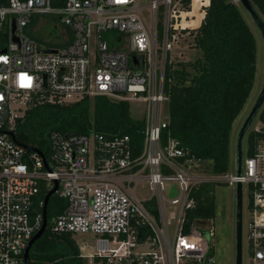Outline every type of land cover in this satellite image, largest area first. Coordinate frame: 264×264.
Wrapping results in <instances>:
<instances>
[{
    "label": "built area",
    "instance_id": "built-area-1",
    "mask_svg": "<svg viewBox=\"0 0 264 264\" xmlns=\"http://www.w3.org/2000/svg\"><path fill=\"white\" fill-rule=\"evenodd\" d=\"M189 7L183 0H9L0 6V264H25V249L44 221L41 192L55 181L53 194L66 206L53 228L97 235L90 264L214 262L213 221L186 226L192 190L204 181H240L249 195L244 240L250 264H264V142L253 155L245 153L241 176L192 171L193 159L181 161L187 151L176 139L168 134L162 142L170 124L166 64L177 58L175 48L189 32L184 30L197 28L190 26L192 0ZM40 14L55 15L72 31L54 53L40 52L26 32ZM86 96L146 105L139 156L127 135L53 130L45 151L16 138L29 107ZM143 182L150 193L141 198L136 190ZM169 185L177 190L172 197L165 193ZM166 202L177 205L173 232Z\"/></svg>",
    "mask_w": 264,
    "mask_h": 264
},
{
    "label": "trees",
    "instance_id": "trees-1",
    "mask_svg": "<svg viewBox=\"0 0 264 264\" xmlns=\"http://www.w3.org/2000/svg\"><path fill=\"white\" fill-rule=\"evenodd\" d=\"M252 1L264 18V0ZM8 3L9 0H0V6ZM190 3L191 0H183L186 8H190ZM239 4L233 0H192L190 26L197 28L184 32L189 31L197 54L187 61L176 58L166 64L164 86L170 97V124L162 131V142L170 134L187 151L181 161L193 159V164H199L196 171L209 175L229 170L231 132L256 77L257 38ZM35 17L34 22L38 20ZM32 21L26 32L37 44L45 42V48L62 46L72 38L67 27L65 41L47 43L29 28ZM55 36L58 37V32ZM38 47L44 49L40 44ZM258 119L262 126L252 129L246 137L247 156L253 155L264 142V105ZM144 129L145 119L132 116L129 101L86 96L63 104H34L19 118L15 135L29 148L42 151L48 148V137L53 130L82 134L93 131L108 138L127 135L133 156L137 157L143 151ZM215 183L204 181L192 190L195 204L187 211V228L194 221L214 222ZM45 194L47 191L43 190L40 196ZM65 206V199L51 195L47 205L48 226L30 249V264H88L74 234L53 228L55 218Z\"/></svg>",
    "mask_w": 264,
    "mask_h": 264
},
{
    "label": "rangeland",
    "instance_id": "rangeland-1",
    "mask_svg": "<svg viewBox=\"0 0 264 264\" xmlns=\"http://www.w3.org/2000/svg\"><path fill=\"white\" fill-rule=\"evenodd\" d=\"M149 1V0H148ZM234 2L240 3L238 0H233ZM241 7V10L249 23L252 31L254 32L256 38H257V71H256V77L254 80V85L251 89L250 96L247 100V103L242 110V112L239 114V116L236 118L234 122V126L231 132V144H230V167L229 172H236L235 171V139L236 134L238 132L239 127L241 126L244 118L246 117L250 107L252 106L253 102L257 98L261 86H262V57H263V46H262V38L261 35L254 25L253 21L248 16L247 12L244 10L241 4H239ZM36 18V17H35ZM38 20H36L33 24L29 26V28L37 35V37L43 40H46V42H55L57 44L58 39H55V34L61 30L62 25L59 23L55 15H49V14H40L38 17ZM161 22H163V17L159 14L157 16V24L158 29L159 24L161 27ZM57 26V27H55ZM58 28V29H57ZM108 36H113L115 34H107ZM192 38L190 35L185 34L182 36L179 40V44L176 46L174 51V56H177L179 60L187 61L189 59H192L195 54H197V49L194 48L191 45ZM38 44H40L41 47L46 49L45 42L39 41ZM117 47H120V44L118 43ZM180 54V55H179ZM130 110L131 114L134 117L140 118L147 114V107L143 102L140 101H131L130 102ZM262 126V123L258 119V117L253 122L249 132L252 129H258ZM246 148V147H245ZM199 168V164L194 163L192 166V171H196ZM235 185L236 184H228L225 182H217L215 183V198H216V215L214 218L213 226L215 231L214 236V248H213V256L215 258L214 262L210 261H189L185 262L184 264H235ZM136 193L141 198L144 197V194L150 193L149 187L145 182L139 184L137 187ZM165 193L168 196H174L177 194V190H175L171 185L165 188ZM244 205H245V219L244 221H247V218L249 219V209H248V191L245 189L244 194ZM167 218L170 221V230L173 232L174 229V215L177 212V205H172L168 202H166L165 205ZM81 253L83 256H85L88 260V264H90V261L92 259V255L96 252V245H97V238L98 236L93 233H76L74 235ZM249 245L247 243V239L244 240V251H243V263L244 264H250V250Z\"/></svg>",
    "mask_w": 264,
    "mask_h": 264
},
{
    "label": "water",
    "instance_id": "water-1",
    "mask_svg": "<svg viewBox=\"0 0 264 264\" xmlns=\"http://www.w3.org/2000/svg\"><path fill=\"white\" fill-rule=\"evenodd\" d=\"M244 10L247 12L250 19L253 21L254 25L258 29L261 38H262V46H263V57H262V86L261 90L250 107L246 117L244 118L241 126L238 129L235 139V171L236 175L241 176L243 174L244 167V155H245V141L247 134L258 117L259 112L261 111L264 105V18L253 3L252 0H238ZM15 24L13 23L12 31L14 32ZM15 41H18L16 36L13 37ZM133 49V45H131ZM57 49L54 47H49L46 49L40 50L43 53H54ZM244 186L242 182H237L235 185V264H244L243 263V247H244ZM57 189V181H55V186L47 192L44 198V221L41 228L33 235L30 242L28 243L25 252H24V262L25 264H30V249L34 242L41 237V235L45 232L48 226L47 220V205L49 203V199L51 195ZM208 235V234H207Z\"/></svg>",
    "mask_w": 264,
    "mask_h": 264
},
{
    "label": "crops",
    "instance_id": "crops-1",
    "mask_svg": "<svg viewBox=\"0 0 264 264\" xmlns=\"http://www.w3.org/2000/svg\"><path fill=\"white\" fill-rule=\"evenodd\" d=\"M37 17L39 15H36ZM67 27L62 26L61 30L58 32V37L55 39H58L59 41H65L66 38H68V33H67Z\"/></svg>",
    "mask_w": 264,
    "mask_h": 264
}]
</instances>
